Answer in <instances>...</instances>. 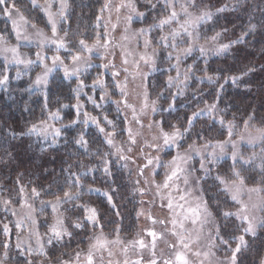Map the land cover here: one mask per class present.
I'll list each match as a JSON object with an SVG mask.
<instances>
[{"label":"clouds","instance_id":"1","mask_svg":"<svg viewBox=\"0 0 264 264\" xmlns=\"http://www.w3.org/2000/svg\"><path fill=\"white\" fill-rule=\"evenodd\" d=\"M0 264H264V0H0Z\"/></svg>","mask_w":264,"mask_h":264},{"label":"snow or ice","instance_id":"2","mask_svg":"<svg viewBox=\"0 0 264 264\" xmlns=\"http://www.w3.org/2000/svg\"><path fill=\"white\" fill-rule=\"evenodd\" d=\"M181 259H182V257H181Z\"/></svg>","mask_w":264,"mask_h":264}]
</instances>
